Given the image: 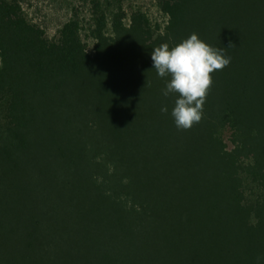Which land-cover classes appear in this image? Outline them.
<instances>
[{
  "label": "trees",
  "instance_id": "trees-1",
  "mask_svg": "<svg viewBox=\"0 0 264 264\" xmlns=\"http://www.w3.org/2000/svg\"><path fill=\"white\" fill-rule=\"evenodd\" d=\"M122 4L0 0V264H264V0ZM193 33L231 62L182 130L151 50Z\"/></svg>",
  "mask_w": 264,
  "mask_h": 264
},
{
  "label": "clouds",
  "instance_id": "clouds-1",
  "mask_svg": "<svg viewBox=\"0 0 264 264\" xmlns=\"http://www.w3.org/2000/svg\"><path fill=\"white\" fill-rule=\"evenodd\" d=\"M153 69L161 78L170 77L164 96L175 95L171 116L178 129L190 130L201 122L212 74L231 62L222 49L214 48L191 34L180 43H163L151 50ZM167 114L168 107L161 108Z\"/></svg>",
  "mask_w": 264,
  "mask_h": 264
},
{
  "label": "rangeland",
  "instance_id": "rangeland-1",
  "mask_svg": "<svg viewBox=\"0 0 264 264\" xmlns=\"http://www.w3.org/2000/svg\"><path fill=\"white\" fill-rule=\"evenodd\" d=\"M91 0H22L24 11L34 23L41 26L49 38H54L57 31L77 12L84 24L91 23ZM123 9L128 15L141 10L152 20L165 21L158 9L157 0H123ZM89 50L93 49L92 41L86 39Z\"/></svg>",
  "mask_w": 264,
  "mask_h": 264
}]
</instances>
